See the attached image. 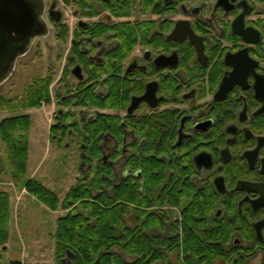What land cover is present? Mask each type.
<instances>
[{
    "label": "flooded vegetation",
    "instance_id": "af4514ba",
    "mask_svg": "<svg viewBox=\"0 0 264 264\" xmlns=\"http://www.w3.org/2000/svg\"><path fill=\"white\" fill-rule=\"evenodd\" d=\"M25 2L30 8L31 17L25 20L22 27L10 31L8 54L0 59V80L8 73L7 79L12 75L11 63L15 58V68L18 59L25 54L16 55L24 51L30 39L34 38L31 47L40 41L45 49L52 33H55L60 43L67 45L69 42L70 32H66L67 40H63L57 34L63 36L64 32L51 30L62 16L56 2ZM102 12L111 15L108 10H100L91 17L101 16ZM75 13L80 17L88 16L81 8ZM262 13L264 0H162L159 6L157 3V28L149 32L150 40L154 43L144 44L139 39V43L122 62L111 61L112 71L103 74L97 83L94 90L97 97L107 98L109 88L113 86L126 99L125 107L109 108L80 106L76 100L67 102L69 97L81 91L80 83L85 80V69L76 56V65L70 73L67 72L72 46L78 43L81 52L87 54L91 66H99L105 63L107 55L118 44L117 32H101L100 37H93L87 32L91 24L104 21H78L58 78L55 97L59 106L54 113L53 124L70 127L67 139L70 137L73 140L76 133H73L72 127L75 124L83 126L94 121L99 114L121 117L119 125L122 139L108 130L101 133L99 143L104 161L112 167L114 184L128 176L141 177L140 170L127 165L128 160L136 153L135 148L141 149L142 145L154 139L157 148L164 150L159 152L157 169V178L162 180L159 186L161 195L169 194V190L187 194L182 196V204L201 199L204 203H210L213 195L216 198L214 201H217L213 219L233 221L243 218L251 223L259 240L264 241V225L260 227V235L257 231L258 224L264 219V192L246 186L264 184ZM177 14L180 16L172 17ZM57 15H60L59 20L56 19ZM238 18L244 24L242 32L257 34L249 37L254 42H247L234 29ZM106 22L113 24V21ZM176 30L177 37H172ZM138 34L141 37L142 32ZM137 45L143 47L141 55L131 56ZM243 50H246L247 58L240 53ZM237 53L238 57L246 59V66L251 65L244 76L237 72L238 81L244 79V85L234 83L219 99L217 95L222 85L240 65L233 59ZM150 83H155L156 104L153 106L143 100L129 111L133 98L143 96ZM51 86L52 83V100ZM78 107L81 109L79 114L74 111ZM87 107L93 109L90 115L82 110ZM67 112L71 114L64 119ZM152 122L155 126L148 127ZM79 146L84 148L86 145L81 142ZM116 148H121V154L113 158ZM119 162L122 169L117 180L116 165ZM108 192L112 194L113 190ZM158 201L157 218H161L166 227L164 230L157 228V236L166 240L173 236L170 227L182 219V207ZM125 220L127 225L132 226L126 217ZM233 226L235 229L242 228L239 223ZM229 240L225 247L233 255L232 260L227 262L218 258L214 264H240L241 261L248 264V260L256 259L264 264V246L257 245L256 240L242 237L239 231L231 233ZM219 241L217 244H221L224 249L226 244L221 239ZM171 255L175 257L174 261H171ZM157 264L185 263L182 252L172 248L166 251L164 259L157 260Z\"/></svg>",
    "mask_w": 264,
    "mask_h": 264
},
{
    "label": "trees",
    "instance_id": "16d2710c",
    "mask_svg": "<svg viewBox=\"0 0 264 264\" xmlns=\"http://www.w3.org/2000/svg\"><path fill=\"white\" fill-rule=\"evenodd\" d=\"M64 1L73 4L75 11L81 8L83 13L90 17L98 14L100 10H108L114 17H120L132 14L136 0ZM139 3L143 11L151 10L157 13V3L159 6L162 0H140ZM155 28H157L155 19L134 23L119 21L113 24L109 22L91 24L87 32L93 37H100L101 32H117L118 44L107 55L105 63L99 66H91L87 54L81 52L78 43L72 46L67 72L70 73L76 65V58L80 59L85 69V80L80 83L81 91L76 96L69 97L67 102L76 100L80 106L92 105L97 108L125 107L126 99L115 87L110 86L109 96L105 99L97 97L94 90L103 74L112 71L113 68L110 66L112 60L122 62L139 43V39L144 44L154 43L150 40L149 32H154ZM59 32L64 34L61 36L59 33L58 37L67 40L68 28H62ZM138 32H142L141 37ZM55 76L54 68L50 66L46 73L32 78L21 96L13 98L0 96V110L20 111L41 107L43 101L50 102V84ZM70 114L67 112L64 119ZM120 121L121 117L99 114L94 121L83 126L73 125V133L83 137L86 145L82 147V160L89 163L88 178L81 177L78 183L70 187L62 201L56 192L39 179L33 177L25 179L32 122L30 115H14L0 121V138L13 182L15 184L22 182V186L29 194L52 210L59 207L69 209L65 215L58 218L53 263L10 260L8 264H157V260L164 259L166 251L172 248L182 252L185 264H214L218 258L230 262L233 255L229 254L225 246L230 241L231 233L235 231L241 232L242 237L253 238L257 245L264 246V241L259 240L249 221L243 218L233 221L213 219L217 202L214 201L216 198L213 195L210 197V203H204L201 199L186 204L180 202L182 196L187 195L182 192L180 194L178 191L169 190V194L161 195L159 186L162 180L157 178V169L159 152L164 150L157 148L154 139L142 145L141 149L135 148L136 153L128 160L127 165L131 169L140 170L141 177L128 176L114 184L112 167L104 161L99 143L101 133L108 130L122 139ZM154 126L155 123L152 122L148 127ZM49 131L51 141L59 146H62L70 135V127L65 125L53 124ZM120 154L121 148H116L113 158ZM94 159H97L95 168ZM110 189L113 190L112 194L108 192ZM157 200L160 203L166 202L182 207V219L170 227L173 236L166 240L158 237L157 233H152L157 228L164 230L166 227L165 222L157 218ZM132 212L135 215V224L129 226L125 217ZM10 218V194L0 190V244L3 245L9 238ZM234 223H239L242 228L235 229ZM219 239L226 244L224 249L221 248V244H217L220 243ZM123 253L134 259L128 261ZM240 264H243V261Z\"/></svg>",
    "mask_w": 264,
    "mask_h": 264
},
{
    "label": "rangeland",
    "instance_id": "374dc122",
    "mask_svg": "<svg viewBox=\"0 0 264 264\" xmlns=\"http://www.w3.org/2000/svg\"><path fill=\"white\" fill-rule=\"evenodd\" d=\"M51 1L56 2L57 8L62 14L61 20L55 22L51 30L56 32L58 29L57 32H59L62 28L67 27L68 32H70L69 42L67 45L60 43L55 33L50 35L46 49L38 41L25 55L18 59L12 75L0 84V96L5 98L21 96L32 78L44 74L50 65L53 66L56 75L51 86L53 98L50 103L43 101L41 107L13 112L0 110V121L14 115H30L32 122L25 179L31 177L39 179L45 186L56 192L62 201L70 187L78 183L81 177L88 178L89 168V163L82 160L83 151L79 146V143L84 142L83 137L75 135L73 140L69 137L67 143L59 146L50 141L49 136L50 126L55 121L54 113L59 106L55 97L56 88L59 85L58 78L65 62V56L70 49L72 32H75L80 20L84 22L127 20L134 23L136 21L154 20L157 18V14L151 10L143 11L139 3L140 0H136L129 18H115L104 12L101 16L98 15L93 18L90 16L80 17L75 13L73 4L66 3L64 0ZM179 16L180 14H177V16L172 17L177 18ZM142 50V45H137L131 56L141 55ZM80 110V107L74 108L77 113ZM82 110L87 111L88 115L93 112L90 107ZM96 163L97 159H94L93 168H95ZM120 166L121 162L116 165L117 180L121 174L122 167L120 168ZM0 190L7 191L11 200L9 238L4 245L0 244V264H8L10 260L53 263L55 261L58 218L65 215L69 209L64 210L59 207L57 210H52L29 194L26 188L22 186V182L19 184L13 182L1 138ZM93 192L96 193V191ZM134 218L133 212L126 216L127 221L132 226L135 224ZM152 233H157V230L152 231ZM123 255L128 261L134 259V257L124 253ZM170 259L174 261L175 257L171 255ZM248 264H260V261L259 259L248 260Z\"/></svg>",
    "mask_w": 264,
    "mask_h": 264
},
{
    "label": "water",
    "instance_id": "95a60500",
    "mask_svg": "<svg viewBox=\"0 0 264 264\" xmlns=\"http://www.w3.org/2000/svg\"><path fill=\"white\" fill-rule=\"evenodd\" d=\"M31 17V13H30V8L28 7V4H26L25 0H0V59L3 58V56H6L8 54L9 51V41H10V31L14 30L16 27H22L25 20ZM56 19L59 20L60 19V15L56 16ZM243 22L238 18L234 24V29L243 35V37L246 39L247 42H254L253 39L249 38L250 35H254L256 36L257 34H252L249 32H242L241 28L243 27ZM177 30L175 31V33L172 35V37H177ZM34 40V38H33ZM33 40H29L28 42H30L25 48L24 51L21 52L20 54L16 55V56H20L23 54H26L27 51L30 49L31 45H32V41ZM241 54H243L245 57L247 55L246 50H243L242 52H240ZM239 53H237L233 59L237 60V62L240 64L239 66L236 67L235 72H233L231 74L230 79L225 81V84L222 85L220 92L218 93L217 97L219 99H222L225 95V93L228 91V89H230L232 87V85L234 83L240 82L244 85V79L243 81H238V77L239 75L237 74L240 73V76L246 72V69H248L247 67L251 66H246L247 61H245L246 59L244 57H238ZM247 58V57H246ZM249 58V57H248ZM251 61V59H249ZM156 63H157V58H156ZM14 62H15V58L13 59L12 63H11V69H14ZM232 62V61H230ZM9 73L6 74L3 78H1L0 82H3L4 80L7 79ZM155 92H156V87H155V83H150L147 85V89L146 92L143 96L141 97H134L133 98V104L132 106L129 108V111H132L134 107H136V105L140 102V101H149L151 103V105H155ZM221 182V179H220ZM217 183V181H216ZM246 186L251 187V188H255L257 190H259L260 192H264V184L259 185H249L247 184ZM222 189V188H221ZM264 225V219L258 224L257 226V231L258 234L260 235V227Z\"/></svg>",
    "mask_w": 264,
    "mask_h": 264
}]
</instances>
